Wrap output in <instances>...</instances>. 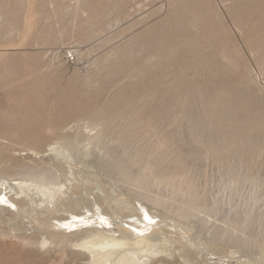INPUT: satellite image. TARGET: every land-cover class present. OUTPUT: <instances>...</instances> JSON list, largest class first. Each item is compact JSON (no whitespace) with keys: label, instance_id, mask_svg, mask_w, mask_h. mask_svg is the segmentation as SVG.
<instances>
[{"label":"rangeland","instance_id":"1","mask_svg":"<svg viewBox=\"0 0 264 264\" xmlns=\"http://www.w3.org/2000/svg\"><path fill=\"white\" fill-rule=\"evenodd\" d=\"M239 1L241 4L239 3ZM255 1L257 2L255 5L258 4V6H255L254 4L252 5V2L255 3ZM94 2L98 4L96 5ZM248 2L251 6L249 4L247 5ZM243 3H245V5ZM188 4H190L191 6ZM260 4H262V6ZM211 5L213 6V8H215L213 9L212 7H209ZM182 6L184 8H182ZM198 6L201 8L199 9ZM203 6V10H201ZM233 6L236 8V10ZM262 7H264V0H0V117H2L0 118V124L2 123L0 125V129L2 130L0 131V154L5 158L6 161L12 160L13 162L26 163L27 159V163H33L35 159L32 157V155H30V151L28 153V149L34 147V149L43 150L45 148V143L48 142V140L51 141L53 139H57L58 135L60 136V134L62 135V133H73L76 127H79V129L82 128L81 131H85L87 129V125L94 124L95 130L99 132L101 131L100 133L103 134V140L102 143H100L101 146L99 145L100 147H97L100 150L95 148V152L98 155V162L101 164V166H99V163L95 162L96 165L91 173L90 169L85 166L86 160L88 161V159L82 158V161H80L79 165V160L75 159V157L77 158V156L73 157V161L75 160V162H77H74L75 165H69L70 168H73L69 169L70 171L72 170L70 175L76 174V176H78L77 178H81L79 180L77 179V181L76 179L73 180V184L75 182L82 183L83 181L84 182L82 184H85L86 179L89 178V173H91V175L93 176L96 172L98 173V170L100 169V174L98 175H101L100 177L102 178L103 183L107 181L108 183L106 182V184L110 185L111 183H109L110 181H108V178L102 177L107 176V173L104 171L107 170L109 163L114 160L121 159L124 167L130 172L134 174L142 173L144 182L148 186H150L152 192H154V194H156L157 196L167 195L176 197L175 199L178 198L177 200L183 199V192H178L174 187L166 185L165 183H157V181L160 180L159 178H163L166 180H181L185 188L190 189L193 193H195L199 197H202L208 205L207 213L202 217L203 225H201L203 226V228L201 225H199L201 221H194V219H192L194 223L191 224V222H182V220L180 221L181 224L180 222L178 224L180 231H177L175 230L176 225H174V223L176 222L173 221V219L171 220V218H163L162 213H159L160 211H156L157 209L153 210L155 209L154 207L150 208L152 214L150 211L148 214L149 207H146L147 205L145 203H141L142 201L139 202L138 198L130 195V193L129 196L128 193L125 195V202L124 200H122L117 204H113L110 198H106V196L102 197L104 195H102V193L99 194V190H93V193H91L87 187L88 191L86 189L84 190H86L89 194H92V196H97V199L96 197L94 198L96 201H98L99 208L101 207L99 210H104L108 214H104L105 212L103 211L104 213L102 212L101 215L109 216L110 213L120 214L121 212H123L121 215L122 217L120 218H122V221L125 220V223L122 222L124 224L128 223V218L133 224H139L142 222H146L147 220H154L156 218L155 221L157 223L155 225L158 224L160 228H164L162 230L163 235L157 234V237H159L160 239L167 236L166 238L169 239L174 236L170 239H174V241L172 240L168 243L169 245H165L166 250L168 251H164L162 253L161 257H163L164 259H168L166 255L172 254L177 255L175 258L179 260V255L186 254L187 252H191L193 254L195 252L194 255H202L200 257H202L203 260L205 259V262L208 261V264H228L229 258L238 262H241V260L243 261L247 258L246 260L248 261H255L257 263L261 262L260 264H264L262 262L264 261V259H262L263 257L259 254V249L264 250V129L258 132L256 131V133L248 131L247 133H245L246 130L244 128L249 127V125L247 123V125L244 123V125H239L240 130H238L239 132L237 136L231 135V139L234 141L238 140L240 137L245 142H252L256 149L251 153L250 151L247 152L248 150L246 148L244 149V147H238V144L230 147V150L229 148L223 147L221 139L222 133H224V127H214V130H206L202 128L203 131L200 130V127L198 132L199 134L197 136L199 138L197 140L199 141L194 139L191 134V126H193L197 122L203 125L207 122H212L216 119L218 120L220 119V117H223L225 119V116H227L226 121L229 117V119L235 117L236 114L230 113V110L223 109L224 107L221 108L220 106L223 105V102L226 100V98H232L233 103H235V99L239 98V96L241 97V94H243L244 92H246L247 94L244 93L243 96L249 95L250 92V95L254 93L252 96L256 94L254 98H250L251 96H247L250 101L248 98H243V96L240 98L246 99L250 102L247 103L249 109L253 110L255 114L257 113L256 115H258V113L260 114L262 111L263 113H261V115L264 114V64H262L264 60L259 59L260 54H262L261 57L264 55V53L262 52V50L264 49V42L260 41L261 38L262 40H264V31L262 32V30H264V9ZM232 8L234 9V11ZM100 9H102L101 13ZM176 10L178 11V13L176 12ZM240 11H243V13H240ZM257 11L259 13L261 12V14H258ZM195 12L197 14H195ZM204 13L206 15H203ZM90 14L92 15V17ZM255 14L256 16L253 17V15ZM202 16H205V19ZM188 17L190 19H188ZM257 19L258 21L256 22ZM28 22L29 24L31 23L29 26L27 25ZM246 22H248L249 24L252 23L251 26H247L248 24ZM259 22H262V26H260L261 24ZM206 23L210 26L213 25V27H211L212 29L210 30L211 32L215 31V33L206 32L210 27ZM202 24L204 25V27L202 26ZM205 24L208 26V28ZM223 24L226 28H228L226 30V32L228 31L227 33L224 32L225 29H222ZM236 24L239 28L235 26ZM257 25L260 27H258ZM234 26L237 27V29ZM219 28L224 33L219 32V35L217 33ZM252 28L255 29L252 30ZM197 31L200 32V34L202 33V37ZM260 32L262 33L258 34ZM206 33L211 37L208 38ZM228 33L231 38L228 36ZM246 33H248V35H251L248 37ZM222 34L227 37L222 36ZM257 34L258 36L257 38H255ZM217 35L219 37H216ZM184 36L186 38H183ZM204 36L206 37L204 38ZM259 36L261 38H258ZM200 37L204 40H202ZM228 37L230 38L229 41ZM210 38H212V40ZM221 38L222 41L225 42V45L221 41L220 42L222 44H218ZM205 39H207V41ZM255 39L257 40L253 41ZM214 40L217 44L211 47L212 43H215ZM230 40L232 41L230 42ZM257 41L258 43H256ZM253 42L254 44H252ZM194 43H201V45H203L199 46L198 44V46H196V44L194 45ZM255 45H257V47H254ZM260 45H263V49H261V47L259 51ZM246 46H248V48ZM199 48L201 51L199 50ZM208 48H211V50L209 49L210 51H212H209L210 54L208 52ZM163 49H165L166 51H171H169L168 55H166L168 51L166 52ZM67 50L75 51L76 61L74 62V64L66 63L64 52ZM198 50L199 52H197ZM191 51L193 52V55L189 56V54H192ZM173 52L178 53L175 54ZM200 52L202 53L200 54ZM203 53H206L207 55L204 54L203 56ZM237 54H240V56H242L240 58V61H238V57L240 56H237ZM256 54H258L259 57ZM169 55L171 58L168 57ZM165 56H167L168 59ZM213 56H216V58ZM212 57L215 62L212 61ZM123 58H126V60H123ZM179 58L182 59H180L179 61ZM199 59L200 61H198ZM231 59H233L234 61H232ZM256 59H258L259 62ZM182 60H184V62L189 61L190 63H184ZM229 60H231V62H229ZM196 61H198V69L197 66L193 64ZM261 61L263 62L261 63ZM208 62L212 63L210 64ZM238 62L243 66H239ZM233 63L238 66H233ZM258 63H260L261 65ZM200 64H205V66L207 67H203L205 72L203 71V68L201 69L202 66ZM189 65H191V68L194 66L196 70L193 69L194 67L191 70ZM216 67H218L217 72ZM236 67L238 68L236 69ZM208 69L210 71H208ZM219 69H222V71H220ZM238 69L243 74H240ZM182 70L186 71L183 73ZM140 71L142 73H139ZM143 71H145L147 74L145 73V75ZM219 72L222 73L220 74ZM217 73L221 75L220 78L223 80H220L218 76V79L216 78ZM206 74H210V77ZM213 74L214 76H211ZM211 77H215V80H211L214 79ZM225 77L226 79H228V83L225 82L226 84L222 82L226 80H224ZM239 77H243V79H240ZM209 78L210 81H208ZM48 79L50 80L48 81ZM179 80L182 81L179 82ZM232 80H234V84ZM215 81H218V83ZM229 82H232L230 84L233 85L231 86ZM237 82L238 84L235 85V83ZM181 83H183L184 85L182 86ZM215 84H217L218 87L214 86ZM223 84L226 85L227 89L223 88L225 87ZM219 85L222 86L221 88H223V91H217L218 95L221 96H218L217 100H215L214 97L216 96H212V94H217L216 90L220 88ZM234 85L241 87L244 92H241V90L239 91L238 89L240 88H236L234 87ZM142 86L144 90L142 89ZM228 87H230L231 90ZM132 89L134 90V92ZM129 91H132V93H130ZM231 91H234L235 93ZM208 92L210 93V95ZM223 92L224 95L222 94ZM230 92L232 94L234 93L235 95H233L232 97ZM117 93H121L122 95H119L121 97L117 96ZM170 94L174 95L172 96L173 98L169 97L171 96ZM200 96H202L203 98ZM205 96L206 98L204 99ZM131 97H133V99ZM219 98L220 100L218 101ZM31 99L33 100L30 101ZM201 99L203 101H201ZM209 99L212 100V102L209 103L210 106L208 104ZM254 101H257L254 103L255 105H253V103L251 104V102ZM241 102L243 103V101ZM240 103L236 102L235 106L241 105ZM256 103L258 104V106L256 105ZM95 106L96 108H98L96 109ZM103 109L107 113L104 112ZM95 112L102 114V118L98 123L97 121H92V114H94ZM34 115L38 116L39 118ZM197 115H199L200 117H198ZM205 117H207V119ZM243 117L244 119H246L245 117H249V115H247L245 111L240 112L237 118L238 120H236L239 121L241 119L243 121ZM21 127L22 130L19 129ZM29 129L32 132H30ZM12 130L13 133H11ZM2 132L4 135L1 134ZM39 132H41L42 134H40ZM228 137H230V135ZM216 141L218 142L216 143ZM27 145L29 146V148ZM102 146L104 150H101ZM81 147L83 148L84 146ZM215 147H223L224 151L215 152L212 150ZM234 148L235 151L233 150ZM237 150H239V152L242 150V153L236 155L235 152ZM105 151L107 152V155L105 154ZM101 152L103 153V156ZM8 155H11L12 157L10 156V158L8 157ZM49 157H51V154H45V157L43 159L46 161L49 159ZM53 157L54 156L52 154V158ZM7 158H9V160ZM17 159H20V161ZM73 161L71 163H73ZM97 165L98 167H96ZM76 166L78 167V169L76 168ZM16 171L17 170L13 171V173L9 171L8 173H10V175H14ZM68 173L70 172L68 171ZM0 179H2V177ZM89 179L92 180V178ZM64 180V177L61 176L58 181L59 183L61 182L62 184H65L66 181ZM8 181L12 180L7 178H5L4 180L3 177L2 181L0 182H5L8 186H11L12 192L10 193L11 195H13L16 193L14 191V186H16L14 184L15 181L10 183ZM12 184H14V186ZM76 185L78 184L76 183L75 185H73V190L70 187L69 191H63V193L66 192V194L64 193V195H70L71 200H69V195L68 197H62V200H64L62 202H64L65 205H68L65 206L63 203H61V207H59V209H56V212L58 214L49 213L48 211L43 209L38 210L39 208H37V210L33 209L36 210V212L31 210L32 207L30 206L36 205V200L32 196V205L30 204L29 206H27L29 208L24 209L25 211L27 210L26 213H30L29 215L31 217H26L28 216V214H25L23 209L21 210L22 212L20 211V214L18 215L12 214L7 211H4L5 213H0V264L86 263V260L82 257L72 255L70 254V252H68L69 249H72L73 247H69L67 251L62 250L63 252H59L61 250H55L51 247H47L49 248V250L47 248H44L47 249L46 251L43 248H40L41 250L38 251L39 247L33 248L32 245H28L30 246L28 247L27 244L23 241L25 237L30 238L33 236L34 239H37L39 238L38 236L42 237L45 235H47L46 237L52 240H57L58 236L60 237L63 235L67 238H62L67 239V241L69 240L70 242L78 238V236H75L77 237L75 238L73 236V233H65L63 227H58L59 231L56 227V224H58V226H61L59 225L61 223L60 220H62L61 224H64V218L72 216L73 214H75V216L76 214L77 216L81 214V216L84 215L85 218H87L86 216H88V214H91L90 211H88L90 210L89 207H91V204L86 198L90 195L87 193L84 194L85 191L81 187L80 189H78L79 186ZM91 186L93 185L91 184ZM91 186L89 187V189H92ZM80 192L81 195L79 196ZM96 192L98 193L96 194ZM74 193H77V196L79 198L75 196ZM2 194L5 195L3 192L0 194V196H3ZM100 195L102 196L100 197ZM81 197L85 198L82 199ZM128 198L133 199V201H135L136 203L132 202V200H129ZM76 199L78 200L76 201ZM126 200L129 204L126 203ZM67 201H70V203L73 204H69ZM81 202H85V208L83 207L84 203ZM86 203L89 205H87ZM69 205H72L70 206L72 209L68 207ZM115 205H119L120 207H117L123 210L118 208V210H116ZM109 206L111 208H109ZM143 206L148 208V210H146V208H144ZM132 207H134V209ZM140 207L141 210L142 207L144 208L143 210L144 212H146L145 214L140 210ZM61 208L64 209V212ZM82 210L86 213H84ZM59 212H63V214H65H60L61 219L60 217L59 219L57 218L59 216ZM70 212H72V214ZM154 212H158L157 214H159V217L163 218H160V220H158L159 222H163L164 219H166L170 223L174 222L173 225L172 223L169 224L171 227L168 231L165 228H168L169 225H167L166 227L164 225H161L162 223L160 222V224L157 221L158 215ZM44 213L47 215H44ZM34 214L38 215L34 216ZM40 214L44 215L45 218L43 216H39ZM154 214L156 216H154L155 218L152 216ZM129 215H133V217H130ZM22 216L26 220L29 219L30 221L28 220L27 222L24 218H22ZM33 216L38 217L39 219L36 218L38 220H35ZM142 216H148V218L151 216L153 218L150 217L149 219H146ZM40 218L44 219V221ZM141 218L142 220L141 222H139ZM226 218H250L251 221L248 224L246 236H250V241L253 244H256L255 247H242V245H240V243L238 242H232L230 244L231 241L228 242V238L225 239V236L219 237L217 233H214V237V234H212V232H214V229H218L219 226H223L222 222ZM54 222L56 223L55 226ZM131 222L130 224H128L131 225ZM21 223H23L24 225ZM47 223H52L53 226L52 224L48 225ZM32 224L36 228L30 226ZM21 225L23 226L21 227ZM92 225L93 224L91 223L90 226L82 230L88 232L94 230L97 231L98 227H92ZM191 225H194L196 227L193 233L196 235L195 238L191 240L192 242L189 241L188 244L187 242L183 241L181 237L179 238V236L180 234L183 235V233L184 235L190 236V232L186 230L187 228H193V226ZM38 226L40 228L42 226L44 230L43 228L40 229ZM48 226L50 229L48 228ZM172 226H174V228ZM23 227H25L26 230L23 229ZM172 228L173 230H171ZM33 229L35 231H32ZM17 230L22 232L17 233ZM174 230L178 233H175ZM23 231L29 234L27 236H24L26 234ZM61 231H64V233ZM99 231H102V229ZM205 232L208 236L203 235L206 234ZM43 233L46 234L44 235ZM18 234L21 235L20 238L18 237ZM15 236H17L19 239ZM71 236L74 238H72ZM216 236L218 238L214 239L216 238ZM252 239L254 241H252ZM259 244L261 245V247ZM236 245L240 246L237 247ZM188 247L192 251H189ZM194 247L196 248V250ZM50 248L52 250H50ZM197 252L199 253L197 254ZM181 258L185 259V257L183 258L182 256ZM219 258H221V260L222 258H227V260L225 259V261H221L219 260ZM195 259L198 261L201 260L198 257H195ZM163 264L175 263L172 259L170 261L166 260V262ZM180 264L189 263L181 261Z\"/></svg>","mask_w":264,"mask_h":264},{"label":"bare ground","instance_id":"2","mask_svg":"<svg viewBox=\"0 0 264 264\" xmlns=\"http://www.w3.org/2000/svg\"><path fill=\"white\" fill-rule=\"evenodd\" d=\"M120 1V0H119ZM122 1V0H121ZM186 1V0H185ZM203 1V0H202ZM207 1H210V0H207ZM243 1V0H242ZM252 1H254V0H252ZM190 2V1H189ZM196 2V1H195ZM250 2V1H249ZM249 2L247 3V5L249 4ZM95 3V2H94ZM120 3V2H119ZM181 3V2H180ZM193 3V2H192ZM199 3H200V1H199ZM217 3V2H216ZM239 3H240V1H239ZM257 2L255 1V3H253L252 2V5L254 4H256ZM258 3H259V1H258ZM96 4V3H95ZM94 4V5H95ZM98 4V3H97ZM96 4V5H97ZM100 4V3H99ZM183 4V3H182ZM191 4V3H190ZM190 4H188V5H190ZM194 4H196V3H194ZM198 4V3H197ZM209 4V3H208ZM207 4V5H208ZM211 4H212V2H211ZM241 4V3H240ZM244 5H245V3H243ZM242 4V5H243ZM192 5V4H191ZM190 5V6H191ZM200 5V4H199ZM210 5V4H209ZM243 5V6H244ZM250 5V4H249ZM261 6H262V4H260ZM116 6V5H115ZM185 6H187V5H185ZM193 6V5H192ZM206 6V5H205ZM236 6V5H235ZM240 6V5H239ZM251 6V5H250ZM255 6H258V4L257 5H255ZM189 7V6H188ZM209 7H212L213 8V6L211 5V6H209ZM234 7V6H233ZM253 7V6H252ZM260 7V6H259ZM102 8V7H101ZM182 8H184L183 6H182ZM198 8L200 9L201 7H199L198 6ZM203 8H204V6L202 7V9L201 10H203ZM205 8H207V7H205ZM215 8V7H214ZM213 8V9H214ZM230 8V7H229ZM237 8H238V6H237ZM249 8V7H248ZM261 8V7H260ZM263 9H264V7H262ZM98 9H99V7H98ZM193 9V8H192ZM196 9V8H195ZM233 9V8H232ZM234 9L236 10V8L234 7ZM234 9H233V11H234ZM243 9V8H242ZM252 9V8H251ZM101 10L102 9H100V13H101ZM188 10V9H187ZM231 10V9H230ZM259 10V9H258ZM182 11V10H181ZM183 11H184V9H183ZM186 11V10H185ZM194 11V10H193ZM197 11V10H196ZM206 11V10H205ZM207 11H208V9H207ZM206 11V12H207ZM222 11V10H221ZM245 11V10H244ZM90 12V11H89ZM176 12L178 13V11L176 10ZM238 12H239V10H238ZM263 12H264V10H263ZM97 13V12H96ZM99 13V14H100ZM173 13V12H172ZM183 13V12H182ZM203 13V12H202ZM217 13V12H216ZM230 13V12H229ZM240 13H243V11L241 12L240 11ZM239 13V14H240ZM257 13L258 14H261V12L259 13L258 11H257ZM190 14H192V13H190ZM195 14H197L196 12H195ZM198 14H199V12H198ZM257 14V15H258ZM91 15V14H90ZM185 15V14H184ZM188 15H189V13H188ZM203 15H206L205 13L203 14ZM97 16V15H96ZM181 16V15H180ZM234 16V15H233ZM256 16V14L255 15H253V17H255ZM91 17H92V15H91ZM200 17V16H199ZM203 18L205 17V16H202ZM172 18V17H171ZM170 18V19H171ZM184 18H185V16H184ZM197 18H198V16H197ZM244 18H245V16H244ZM91 19V18H90ZM93 19V18H92ZM167 19V18H166ZM176 19H178V18H176ZM188 19H190L189 17H188ZM192 19V18H191ZM205 19V18H204ZM247 19V18H246ZM183 20V19H182ZM200 20V19H199ZM199 20H197V21H199ZM203 20V19H202ZM207 20V19H206ZM210 20V19H209ZM253 20H255V19H253ZM253 20H252V23H253ZM167 21V20H166ZM208 21V20H207ZM245 21V20H244ZM248 21V20H247ZM258 21V19L256 20V22ZM33 22V21H32ZM163 22H164V20H163ZM196 22V21H195ZM264 22V21H263ZM169 23H170V21H169ZM187 23V22H186ZM185 23V24H186ZM205 23V22H204ZM240 23H242V22H240ZM248 25L247 26H251V24H249L248 22H246ZM260 24L262 23V22H259ZM31 24V23H30ZM29 24V22H28V26L30 25ZM33 24V23H32ZM176 24V23H175ZM198 24V23H197ZM207 24V23H206ZM205 24V25H206ZM238 24V23H237ZM237 24L235 25V26H237ZM264 24V23H263ZM199 25V24H198ZM208 26H210L209 24H207ZM206 25V27L208 28V26ZM239 25H241V24H239ZM202 26L204 27V25L202 24ZM223 27H225V25L223 24L222 25ZM234 26V27H235ZM246 26V25H245ZM258 26V25H257ZM260 26H262V24L260 25ZM260 26H258V27H260ZM211 27H213V25H211L210 27H209V30L208 31H206V32H211V30L210 29H212ZM222 27V29L224 30L225 29V31L224 32H226V30L228 29V28H223ZM238 27V26H237ZM237 27H235L236 29H237ZM256 27V26H255ZM174 28V27H173ZM177 28V27H176ZM183 28V27H182ZM190 28V27H189ZM199 28V27H198ZM201 28V27H200ZM221 28V27H220ZM220 28H219V30H218V34H219V32H223V31H221L220 30ZM233 28V27H232ZM239 28V27H238ZM241 28V27H240ZM243 29V28H242ZM253 29H255V28H252V30ZM257 29V28H256ZM263 29V28H262ZM160 30V29H159ZM198 30V29H197ZM214 30H216V29H214ZM150 31V30H149ZM213 31V30H212ZM260 31H261V29H260ZM264 30H262V32H263ZM181 32H182V30H181ZM180 32V33H181ZM198 32V31H197ZM204 32V31H203ZM214 33H215V31H213ZM213 32H211V33H213ZM223 32V33H224ZM228 32V31H227ZM226 32V33H227ZM249 32V31H248ZM252 32V31H251ZM250 32V33H251ZM257 32V31H256ZM262 32H260V33H258V34H261ZM161 33V32H160ZM179 33V34H180ZM185 33V32H184ZM199 34H200V32H198ZM205 33V32H204ZM225 33V34H226ZM264 33V32H263ZM192 34V33H191ZM202 34V33H201ZM200 34V35H201ZM209 34V33H208ZM252 34V33H251ZM250 34V35H251ZM258 34L256 35V37L255 38H257V36H258ZM173 35V34H172ZM206 35H207V33H206ZM211 35V34H210ZM215 35V34H214ZM220 35V34H219ZM227 35V34H226ZM246 35L249 37L250 35H248V33H246ZM190 36V35H189ZM194 36V35H193ZM222 36H224V34H222ZM228 36L230 37V35H229V33H228ZM162 37V36H161ZM192 37V36H191ZM201 37H202V35H201ZM200 37V38H201ZM206 36H204V38H205ZM207 37L209 38V37H211V36H208L207 35ZM216 37H219L218 35L216 36ZM215 37V38H216ZM221 37V36H220ZM224 37H227V36H224ZM228 37V41H229V39L231 38H229ZM264 37V36H263ZM39 38V37H38ZM179 38V37H178ZM183 38H186L185 36L183 37ZM188 38V37H187ZM199 38V39H200ZM254 38V37H253ZM258 38H261L260 36L258 37ZM180 39V38H179ZM191 39V38H190ZM194 39V38H193ZM202 40H204L203 38H201ZM211 40H212V38H210ZM217 39H219V38H217ZM225 39H227V38H225ZM243 39V38H242ZM182 40V39H181ZM201 40V41H202ZM206 41H207V39H205ZM210 40V41H211ZM224 40V39H223ZM257 39H255V40H253V41H256ZM165 41V40H164ZM200 41V40H199ZM223 42L222 41V38H221V40H219V42H218V44L220 43V44H222L221 42ZM225 41V40H224ZM232 40H230V42H231ZM248 41H249V39H248ZM247 41V42H248ZM259 41V40H258ZM258 41L256 42V43H258ZM260 41H262V42H264V40H262V38H261V40ZM172 42V41H171ZM197 42H198V40H197ZM203 42V41H202ZM201 42V43H202ZM213 42V41H212ZM214 42H215V40H214ZM201 43L199 44V43H194V45L196 44V46H198V44H199V46L201 45ZM225 42H223V44H224ZM229 43V42H228ZM178 44V43H177ZM183 44H185V43H183ZM215 44H217L216 42L213 44L212 43V45H211V47H213V45L215 46ZM230 44V43H229ZM232 44H233V42H232ZM249 44H250V42H249ZM252 44H254V42L252 43ZM260 44V43H259ZM258 44V45H259ZM158 45V44H157ZM176 45V44H175ZM192 45V44H191ZM203 45V44H202ZM201 45V46H202ZM225 45V44H224ZM248 45V44H247ZM219 46V45H218ZM190 47V46H189ZM208 47V46H207ZM209 47H210V45H209ZM247 48H248V46H246ZM251 47V46H250ZM254 47H257V45H255ZM262 47V48H261ZM201 48V47H200ZM200 48H199V50H200ZM205 48V47H204ZM232 48V47H231ZM252 48V47H251ZM260 48L261 49H263V45L261 46L260 45V47H259V51H260ZM173 49V48H172ZM185 49V48H184ZM197 49V48H196ZM211 50V48H208V52ZM254 49V48H253ZM163 50H165V49H163ZM174 50V49H173ZM172 50V51H173ZM186 50V49H185ZM190 50H191V48H190ZM190 50H189V52H190ZM199 50L197 51V52H199ZM204 50V49H203ZM202 50V51H203ZM217 50V49H216ZM219 50V49H218ZM251 50V49H250ZM257 50V49H256ZM166 51V50H165ZM168 51V52H167ZM166 52V55H168V53H169V51H171V50H167ZM196 51V50H195ZM201 51V50H200ZM205 51H207V50H205ZM184 52V51H183ZM185 52H187V51H185ZM207 52V53H208ZM210 52H212V51H210ZM210 52H209V54H210ZM262 52L264 53V49L262 50ZM261 52V53H262ZM173 53H175V52H173ZM178 53V52H177ZM177 53H175V54H177ZM191 53L192 54H189V56H191V55H193V52L191 51ZM202 52H200V54H201ZM213 53H214V50H213ZM257 53V52H256ZM204 54L205 55H207L206 53H203V56H204ZM260 54V53H259ZM185 55V54H184ZM257 56H258V54H256ZM261 55L262 54H260V57H259V59H262V60H264L263 58H264V55L261 57ZM179 56V55H178ZM187 56V55H186ZM216 56H217V54H216ZM216 56H213V57H215L216 58ZM236 56V55H235ZM237 56H240V54L238 55L237 54ZM236 56V57H237ZM165 57H167V56H165ZM168 57H170V55L168 56ZM168 57H167V59H168ZM176 57V56H175ZM213 57H212V61L213 62H215V60H213ZM242 56H240V57H238L239 58V60L238 61H240V58H241ZM171 58V57H170ZM169 58V59H170ZM177 58V57H176ZM197 58H199V57H197ZM231 58V57H230ZM120 59V58H119ZM122 59V58H121ZM172 59H173V57H172ZM180 59H182V58H179V61H180ZM191 59V58H190ZM233 59H235V58H233ZM233 59H231L232 61H234ZM123 60H126V58L124 59L123 58ZM122 60V61H123ZM192 60V59H191ZM231 60H229V62H231ZM236 60H237V58H236ZM235 60V61H236ZM256 60H258V59H256ZM34 61V60H33ZM172 61V60H171ZM177 61V60H176ZM183 62H184V60H182ZM195 61V60H194ZM198 61H200V59L198 60ZM198 61H196L195 63H193L194 65H198L197 64V62ZM207 61H209V60H207ZM211 61V60H210ZM217 61V60H216ZM30 62V61H29ZM35 62V61H34ZM118 62V61H117ZM116 62V63H117ZM173 62V61H172ZM174 62H175V60H174ZM182 62V63H183ZM190 63L189 61H186V62H184V63ZM258 62H259V60H258ZM263 61H261V63H262ZM33 63V62H32ZM199 63H201V62H199ZM204 63H207V62H204ZM208 63H210V62H208ZM212 63V62H211ZM210 63V64H211ZM178 64H180V63H178ZM201 64H203V63H201ZM200 64V65H201ZM237 64V63H236ZM238 64H239V62H238ZM258 64H260V63H258ZM262 64H264V62L262 63ZM120 65V64H119ZM192 65V64H191ZM191 65H189L190 66V68H191ZM206 65H208V64H206ZM242 64H239V66H241ZM261 65V64H260ZM122 66H123V64H122ZM171 66V65H170ZM177 66V65H176ZM188 66V67H189ZM202 67H201V69L205 66V64L204 65H201ZM222 66H223V64H222ZM233 66H238V65H235L234 63H233ZM243 66V65H242ZM178 67V66H177ZM180 67V66H179ZM183 67V66H182ZM185 67V66H184ZM194 67V66H193ZM192 67V68H193ZM206 67V66H205ZM176 68V67H175ZM192 68H191V70H192ZM207 68V67H206ZM205 68V69H206ZM217 68V70H216V72L218 71V67H216ZM215 68V69H216ZM219 68H220V66H219ZM226 68V67H225ZM238 67H236V69H237ZM239 68H241V67H239ZM183 69V68H182ZM187 69V68H186ZM194 70H196V68L194 67L193 68ZM197 69H198V66H197ZM212 69H213V67H212ZM232 69V68H231ZM181 70V69H180ZM207 70V69H206ZM220 71H222V69H219ZM224 70H226V69H224ZM223 70V71H224ZM230 70V69H229ZM239 70V69H238ZM237 70V71H238ZM186 71V70H185ZM185 71H183L182 70V72L184 73ZM200 71V70H199ZM199 71H198V73H199ZM203 71H204V68H203ZM208 71H210L209 69H208ZM233 71H234V69H233ZM236 71V72H237ZM247 71V70H246ZM109 72H110V70H109ZM120 72H122V71H120ZM144 72V74L146 73L145 71H143ZM197 72V71H196ZM202 72V71H201ZM205 72V71H204ZM203 72V73H204ZM229 72H231V71H229ZM239 72H240V74L242 73L240 70H239ZM9 73V72H8ZM139 73H142L141 71L139 72ZM193 73V72H192ZM207 73V72H206ZM220 73V72H219ZM219 73H217V75H216V78H217V76L219 77V79L220 80H223V79H221L220 77H221V73L219 74ZM224 73H226V72H224ZM247 73V72H246ZM147 74V73H146ZM145 74V75H146ZM195 74H197V73H195ZM195 74H194V76H195ZM212 74V73H211ZM220 76H219V75ZM233 74V73H232ZM243 74V73H242ZM248 74V73H247ZM182 75V74H181ZM206 75H209V77H210V74H206ZM224 75V74H223ZM222 75V76H223ZM149 76V75H148ZM211 76H214V74L213 75H211ZM234 76H235V74H234ZM241 76V75H240ZM246 76V75H245ZM247 76H249V75H247ZM1 77H3V76H1ZM143 77V76H142ZM178 77V76H177ZM5 78V77H4ZM179 78V77H178ZM211 78H214V79H211V80H215V77H211ZM233 78V77H232ZM236 78V77H235ZM234 78V79H235ZM240 78V77H239ZM242 79H243V77H241ZM240 78V79H241ZM201 79V78H200ZM218 79V78H217ZM226 79V77L224 78V80ZM238 79V78H237ZM50 79H48V81H49ZM190 80V79H189ZM219 80V81H220ZM227 80L228 79H226L225 81H222V82H224V84H226L225 82H227ZM182 81V80H181ZM180 80H179V82H181ZM186 81H187V79H186ZM185 81V82H186ZM208 81H210V78H209V80ZM229 81H230V76H229ZM234 80H232V82H233ZM242 81V80H241ZM246 81H247V79H246ZM213 82V81H212ZM215 82H217L218 83V81H215ZM221 82V81H220ZM232 82H229V84L230 83H232ZM236 82V81H235ZM152 83V82H151ZM178 83V82H177ZM201 83H202V81H201ZM209 83V82H208ZM228 83V82H227ZM242 83V82H241ZM149 84V83H148ZM182 84V86L184 85L183 83H181ZM186 84V83H185ZM192 84V83H191ZM222 84V83H221ZM223 84V85H224ZM233 84H234V82H233ZM232 84V85H233ZM238 84V82L237 83H235V85H237ZM211 85V84H210ZM213 85V84H212ZM231 85V84H230ZM231 85V86H232ZM234 85V87H236V88H238L239 86H235ZM156 86V85H155ZM180 86V85H179ZM214 86H217L218 87V85L217 84H215ZM225 87H226V85H224ZM230 86V87H231ZM177 87V86H176ZM196 87V86H195ZM212 87V86H211ZM219 87L221 88L222 86H220L219 85ZM225 87H223L224 89H227V87L225 88ZM230 87H228L229 89H230ZM141 88V87H140ZM157 88H159V87H157ZM218 88V90H216V92L217 91H220V90H222L223 88ZM232 88V87H231ZM240 89H238L239 91L241 90V92L243 91L242 89H241V87H239ZM142 89H143V86H142ZM194 89V88H193ZM213 89V88H212ZM215 89H216V87H215ZM228 89V90H229ZM235 89V88H234ZM234 89H232V90H234ZM245 89H247V88H245ZM15 90V89H14ZM133 90V89H132ZM144 90V89H143ZM199 90V89H198ZM211 90V89H210ZM231 90V89H230ZM140 91V90H139ZM156 91V90H155ZM154 91V92H155ZM197 91V90H196ZM223 91V90H222ZM225 91V90H224ZM245 91H247V90H245ZM19 92V91H18ZM72 92V91H71ZM130 93H132V91H129ZM133 92H134V90H133ZM151 92V91H150ZM209 92H211V91H209ZM208 92V93H209ZM215 92V93H216ZM231 92H234V91H231ZM230 92V94L232 95V97H233V95H235L234 93L232 94ZM244 92V91H243ZM7 93V92H6ZM36 93V92H35ZM166 93V92H165ZM207 93V92H206ZM213 93V92H212ZM211 93V94H212ZM228 93H229V91H228ZM245 94H247L246 92H244ZM243 93V94H244ZM248 93H249V91H248ZM251 93V92H250ZM250 93H249V95H244L243 96V94H241L242 96H243V98H248V97H250V98H254V96L256 95H254V96H252V95H250ZM63 94V93H62ZM154 94V93H153ZM152 94V95H153ZM221 94V93H220ZM223 95H224V92L222 93ZM236 94H238V93H236ZM32 95V94H31ZM37 95V94H36ZM119 95H122L121 93L119 94V93H117V96H119ZM142 95V94H141ZM151 95V94H150ZM167 95H169V94H167ZM171 96H169L170 98H173L172 96H174V95H172V94H170ZM186 95V94H185ZM202 95V94H201ZM209 95H210V93H209ZM239 95H240V92H239ZM27 96V95H26ZM33 96H35V95H33ZM116 96V95H115ZM116 96V97H117ZM212 96H216V97H214L215 98V100H217V97L219 96L218 95V92H217V94L216 95H213L212 94ZM221 96V95H220ZM219 96V97H220ZM227 96V95H226ZM225 96V97H226ZM241 96V97H242ZM248 96V97H247ZM18 97V96H17ZM32 97V96H31ZM41 97V96H40ZM61 97V96H60ZM69 97V96H68ZM119 97H121V96H119ZM125 97V96H124ZM124 97H123V99H124ZM164 97V96H163ZM200 97H202V96H200ZM229 97V96H228ZM231 97V96H230ZM236 97V96H235ZM240 96H239V98H237V99H235L236 100V102L237 103H240L241 101H243V103L241 102L240 104L241 105H238L239 106V108H238V106H235L236 105V102L235 103H233V99L232 98H226V100L223 102V105L222 106H220L221 108L222 107H224L223 109H227V110H230L229 112L230 113H233V114H236L235 115V117H233V118H231V119H229V118H227L228 120H230V121H226V117L227 116H225V119L223 118V117H220V119H216V120H214V121H210V122H207V123H205V124H201V123H193L192 125L193 126H191V134H192V136L194 137V139H199L197 136H198V132H199V128L201 127V129L200 130H202L203 131V129L202 128H204V129H206V130H209V129H211V130H214L215 128L214 127H224V129H223V131H224V133H222V139H221V141H222V143H223V147H225V148H229V150H230V147H233V146H235V145H237L238 144V147H244V149L246 148L248 151L247 152H249L250 151V153L251 152H253V151H255V147H254V144L252 143V142H245V141H243L242 140V138H240L239 137V139L238 140H236V141H234V140H232L231 139V135H235V136H237V134H238V130H240V126L239 125H241V124H243L244 125V123L246 124H248L249 125V127H245L244 129L246 130V132L245 133H247V131L248 132H255L256 133V131L258 132V131H260V130H262V129H264V114L263 115H261V113H263V111L259 114L258 113V115H256L255 113H254V111L253 110H251V109H249V106L247 105V103L250 101V99H249V101L248 100H246V99H240L241 98ZM5 98V97H4ZM8 98V97H7ZM34 98V97H33ZM36 98V97H35ZM63 98V97H62ZM129 98V97H128ZM132 99H133V97H131ZM130 98V99H131ZM203 98V97H202ZM206 98V96L204 97V99ZM209 98V97H208ZM24 99H26V98H24ZM28 99V98H27ZM30 99V98H29ZM66 99H67V97H66ZM69 99H71V98H69ZM118 99H120V98H118ZM122 99V100H123ZM152 99H155V98H152ZM168 99V98H167ZM223 99V98H222ZM239 99H240V101H239ZM33 99H31L30 101H32ZM35 100V99H34ZM126 100V99H125ZM164 100V99H163ZM220 100V98L218 99V101ZM244 100H246V101H244ZM263 100V99H262ZM23 101V100H22ZM28 101V100H27ZM65 101V100H64ZM69 101V100H68ZM113 101V100H112ZM165 101V100H164ZM181 101H183V100H181ZM201 101H203L202 99H201ZM205 101V100H204ZM208 101V100H207ZM239 101V102H238ZM261 101V100H260ZM34 102V101H33ZM115 102H116V99H115ZM123 102V101H122ZM212 102V100H210L209 99V101H208V104L209 103H211ZM255 102H257V101H254V102H251V104L253 103V105H255L254 103ZM264 102V101H263ZM25 103H26V101H25ZM70 103V102H69ZM114 103V102H113ZM126 103V102H125ZM176 103V102H175ZM186 103V102H185ZM203 103V102H202ZM250 103V102H249ZM73 104V103H72ZM120 104V103H119ZM261 104V103H260ZM16 105H17V103H16ZM95 105V104H94ZM182 105V104H181ZM206 105V104H205ZM204 105V106H205ZM213 105V104H212ZM218 105V104H217ZM256 105L258 106V104L256 103ZM180 106V105H179ZM209 106H210V104H209ZM251 106V105H250ZM32 107V106H31ZM102 107V106H101ZM111 107V106H110ZM113 107V106H112ZM29 108V107H28ZM95 108H96V106H95ZM98 108V107H97ZM96 108V109H97ZM218 108V107H217ZM251 108V107H250ZM252 108H253V106H252ZM19 109H21V108H19ZM69 109V108H68ZM75 109V108H74ZM91 109V108H90ZM96 109H94V110H96ZM100 109V108H99ZM121 109H122V107H121ZM211 109V108H210ZM263 109H264V106H263ZM34 110V109H33ZM41 110H43V109H41ZM73 110V109H72ZM76 110V109H75ZM93 110V109H92ZM116 110V109H115ZM255 110H256V108H255ZM30 111V110H29ZM64 111H67V110H64ZM103 111H104V109H103ZM118 111V110H117ZM216 111V110H215ZM243 111H245L246 113H247V115H249V117H245L246 119H244V117H243V121L240 119L239 121H237L238 119V115L240 114V112H243ZM261 111V110H260ZM259 111V112H260ZM104 112H106V111H104ZM210 112V111H209ZM214 112V111H213ZM256 112V111H255ZM25 113H27V112H25ZM31 113V112H30ZM75 113H77V112H75ZM90 113V112H89ZM107 113V112H106ZM202 113V112H201ZM2 114H4V113H2ZM205 114V113H204ZM212 114V113H211ZM245 114V113H244ZM68 115V114H67ZM70 115V114H69ZM102 114H99L98 112H95L94 114H92V121L93 122H96L97 121V123L98 122H100V120H101V118H102V116H101ZM107 115V114H106ZM105 115V116H106ZM220 115V114H219ZM4 116V115H3ZM34 116H36V115H34ZM198 117H200L199 115H197ZM206 116V115H205ZM210 116H212V115H210ZM229 116V115H228ZM243 116V115H242ZM31 117V116H30ZM36 117H38V116H36ZM195 117V116H194ZM0 118H2V117H0ZM23 118V117H22ZM39 118V117H38ZM41 118V117H40ZM91 118V117H90ZM202 118V117H201ZM206 119H207V117H205ZM240 118V117H239ZM242 118V117H241ZM5 119V118H4ZM29 119V118H28ZM37 119V118H36ZM199 119V118H198ZM208 119H210V118H208ZM237 119V120H236ZM6 120V119H5ZM4 120V121H5ZM23 120V119H22ZM34 121V120H33ZM93 122H92V124H93ZM200 122V121H199ZM259 122V123H258ZM2 124V123H1ZM0 124V125H1ZM12 124V123H11ZM17 124V123H16ZM41 124V123H40ZM89 124V123H88ZM91 124V123H90ZM199 124H201V125H199ZM246 124V125H247ZM25 125V124H24ZM10 127V126H9ZM12 127V126H11ZM23 127H25V126H23ZM37 127V126H36ZM42 127V126H41ZM41 127H40V129H41ZM95 127H97V126H95ZM3 128V127H2ZM16 128V127H15ZM26 128H28V127H26ZM68 128V127H67ZM87 129V131L85 130V131H81V129H79V127H76L75 129H74V131H73V133H68V132H66L65 134H63L62 133V135L60 134V136L58 135V138L57 139H53V140H48V142H46L45 143V148L43 149V150H37V149H34V147L33 148H30V149H28V153H29V151H30V155H32V157L35 159L34 161H33V159H32V161H33V163L32 162H30V163H27V159H26V163H19V162H13L12 160H10V161H6L5 160V158L0 154V178L2 177V179H3V177H4V180H5V178H7V179H11L12 181H8L9 183L10 182H13V181H15L14 182V184L16 185V186H14V184H12L15 188H14V191L16 192L15 194H13V195H11V193L10 192H12L11 191V189H12V187L11 186H8L5 182H3V183H1L0 182V190H1V192H0V194L1 193H3L4 192V194L5 195H3V196H0V197H3V198H5L6 200H7V203H0V213H3L4 211L6 212H10V213H12V214H20V211L23 209H27V208H29V207H27V206H29L30 204H31V201H32V199L34 198L35 200H36V205L35 206H33L32 204V206H30V207H32V209L31 210H33V209H36L37 210V208H39L38 210H46V211H48L49 213H54V214H56L57 212H56V209H59V207H61V203H63L64 204V202H62V201H64V200H62L64 197H68V195L69 194H67V195H64V193L66 194V192H64L63 193V191H69V188L71 187V189L73 190V185H75L76 183L78 184V185H76V186H79V188L78 189H80V187L84 190V189H86L87 190V187H88V190H90V192L91 193H93L92 191L93 190H96V191H98L99 192V194H101L102 193V195H104V196H102V195H100V197L102 196V197H105L106 196V198H110L112 201V203L114 204V203H118V202H121L122 200H124V202H125V199H126V197H125V195L128 193V196H129V193H130V195H132V196H134V197H136V198H138V200H139V202L140 201H142L141 203H145L147 206L146 207H149V210H148V208H146V207H144V208H146V210H148V214H149V211L151 212V209L150 208H152V207H154L155 209H153V210H156V211H160L159 213H162V217L163 218H166V219H168V218H171V220L173 219V221H175L176 223H174V222H171L172 223V225H173V223H174V225H176L175 226V230H177V231H180V228L178 227V224H179V222L180 221H182V222H188V223H190L191 222V224L192 223H194V221L195 220H198L199 222L201 221V223L199 224V225H201L202 224V221H203V219H202V217L203 216H205L206 215V213H207V210H208V205H207V203H206V201L202 198V197H199L198 195H196L195 193H193L190 189H188V188H185L184 186H183V182L181 181V180H172V179H169V180H166V179H163V178H159L160 180H158L157 181V183L158 184H161V183H165L166 185H170V186H172V187H174L175 189H176V191H178V192H183L184 193V197H183V199H180V200H177V199H175L176 197H173V196H157L156 194H154V192H152V189L150 188V186H148L145 182H144V177H143V175H142V173H137V174H134V173H132V172H130L128 169H126L125 167H124V165H123V162H122V160L120 159V160H114V161H112L111 163H109V165H108V168H107V170H103L104 172H106L107 174V176H102V177H106V178H108V181H110L109 183H111L110 185L109 184H106V182H104L103 183V180H102V178L98 175V174H100L99 173V170H98V173L96 172L93 176L91 175V173H92V171L94 170V167H95V162H97V163H99L98 162V158H97V154H96V152H95V148H99L101 145H100V143H102V140H103V134H101L99 131H96L95 130V128H94V124L93 125H87V127H86ZM226 128V129H225ZM9 129H11V128H9ZM13 129V128H12ZM17 129V128H16ZM19 129H21L22 130V127L21 128H19ZM39 129V128H38ZM217 129V128H216ZM30 130V129H29ZM225 130H226V132H225ZM243 130V129H242ZM0 131H2L1 129H0ZM4 131V130H3ZM11 131V130H10ZM37 131V130H36ZM205 131V130H204ZM18 132V131H17ZM30 132H32L31 130H30ZM35 132V131H34ZM215 132V131H214ZM6 133H8V132H6ZM11 133H13V130H12V132ZM15 133V132H14ZM40 134H42L41 132H39ZM56 133V132H55ZM217 133V132H216ZM243 133V132H242ZM1 134H3V132L1 133ZM33 134V133H32ZM37 134V133H36ZM218 134V133H217ZM4 135V134H3ZM12 135V134H11ZM15 135V134H14ZM30 135V134H29ZM230 135V137H228ZM246 135V134H245ZM6 136V135H5ZM35 136V135H34ZM220 136H221V133H220ZM219 136V137H220ZM4 137V136H3ZM39 137V136H38ZM249 137V136H248ZM0 138H1V136H0ZM35 138V137H34ZM13 139V138H12ZM25 139V138H24ZM30 139V138H29ZM32 139V138H31ZM39 139V138H38ZM42 139V138H41ZM219 139V138H218ZM247 139V138H246ZM250 139V138H249ZM197 141H199V140H197ZM231 141V142H230ZM254 141V140H253ZM29 142V141H28ZM42 142H43V140H42ZM195 142V141H194ZM218 141H216V143H217ZM36 144V143H35ZM30 145H32V144H30ZM100 145V146H99ZM219 145V144H218ZM217 145V146H218ZM24 146V145H23ZM28 146V145H27ZM81 146H84L83 148L81 147ZM220 146H222V145H220ZM223 147H221V148H213L212 150L213 151H215V152H217V151H224L223 149ZM28 148H29V146H28ZM97 148V149H98ZM106 148V147H105ZM243 149V150H244ZM98 150H100V149H98ZM101 150H104V148H103V146L101 147ZM228 150V149H227ZM234 151H235V148L233 149ZM1 151V150H0ZM25 151V150H24ZM3 152V151H2ZM103 152V151H102ZM101 152V153H102ZM23 153V152H22ZM26 153V152H25ZM54 153H55V155H54ZM97 153H98V151H97ZM100 153V152H99ZM107 152L105 151V154H106ZM124 153V152H123ZM240 153H242V150L239 152V150H237L236 152H235V154L236 155H239ZM3 154V153H2ZM45 154H47V155H50L51 154V157H49V159L48 160H44L43 158L45 157ZM52 154H53V158H52ZM96 154V155H95ZM7 155V154H6ZM89 155V156H88ZM101 155V154H100ZM107 155V154H106ZM105 155V156H106ZM11 155H8V157H10ZM44 156V157H43ZM75 156H77V158L75 157ZM102 156H103V153H102ZM109 156V155H108ZM12 157V156H11ZM10 157V158H11ZM14 157V156H13ZM30 157V156H29ZM31 157V158H32ZM43 157V158H42ZM47 157V156H46ZM73 157H75V159H77V160H79V165H80V161H82V158H85V159H88V161L86 160V163H85V166L86 167H88L89 169H90V172L91 173H89V175H88V177L89 178H92V180H90L89 178L88 179H86V183L85 184H82V183H80V182H75L74 184H73V180H75L76 179V181H77V179L79 180V179H81V178H77L78 176H76V174L75 175H70L71 174V172H72V170L70 171L69 169H73V168H70V164L72 165V164H74V162H75V160L73 161ZM79 157V158H78ZM15 158V157H14ZM48 158V157H47ZM102 158V157H101ZM103 158H105V157H103ZM8 160H9V158H7ZM13 159V158H12ZM106 159H108V158H106ZM14 160V159H13ZM17 160H19L20 161V159H17ZM73 161V163H71L72 161ZM85 161V160H84ZM83 161V162H84ZM29 162V161H28ZM77 162V161H76ZM75 162V163H76ZM91 163V164H90ZM90 164V165H89ZM75 165V164H74ZM73 165V166H74ZM76 165H78V164H76ZM99 166H101V164L99 163ZM96 167H98V165L96 166ZM76 168L78 169V167L76 166ZM80 168V167H79ZM87 168V169H88ZM93 168V169H92ZM100 168V167H99ZM85 169V168H84ZM92 169V170H91ZM97 169V168H96ZM15 170H17L16 171V173H14V175L12 174L13 173V171H15ZM9 171H11L12 173V175H10V173H8ZM68 171L70 172V173H68ZM79 171H80V169H79ZM96 171V170H95ZM18 172V173H17ZM74 173V172H73ZM83 173V172H82ZM85 173V172H84ZM87 173H88V171H87ZM94 173V172H93ZM64 177V181H66L65 182V184H62L61 182L59 183V178L61 177ZM105 175V174H104ZM60 176V177H59ZM81 176V175H80ZM86 176V175H85ZM82 177V176H81ZM85 178V177H84ZM2 179H0V181H2ZM174 179V178H173ZM85 180V179H84ZM92 181H94V182H92ZM95 181H96V183H95ZM95 183V184H94ZM108 183V182H107ZM60 184V185H59ZM80 184V185H79ZM91 184L93 185V186H91ZM91 186V188L92 189H89V187ZM187 187V186H186ZM70 189V190H71ZM86 190H84L83 192H84V194L85 193H87V194H89ZM75 191V190H74ZM76 192V191H75ZM77 192H78V190H77ZM98 192H96V194L98 193ZM75 194V193H74ZM86 194V195H87ZM95 194V193H94ZM98 194V195H99ZM64 195V196H63ZM81 195V192L79 193V196ZM90 196H88V197H86L85 195V197L88 199V201L90 202V204H91V207H89V209L90 210H88V211H90V213L91 214H88V216H86L87 218H85V216L83 215L84 213H86V212H84L83 210V216H81V214L80 213H78V214H80L79 216H77V214H76V216H75V214H73L72 216H69V217H67V218H64L65 219V221H64V224H61L62 223V220H60V224L59 225H61V226H58V224H56L55 222H54V226H55V224H56V227L58 228V227H63V229H64V231H65V233L67 232H69V233H73L74 235V237L75 236H78V238L77 237H75V238H77V239H74V241L72 240L71 242L68 240L67 241V239H64V238H62V237H65V236H58L57 237V240H55L54 238V240H52V239H50V238H48V237H46L47 235H45L44 233V235L45 236H42V237H40V236H38L39 238H37V239H34L33 238V236L32 237H30V238H24V243H26L27 244V246L28 245H32L33 246V248H38L39 247V249H38V251L39 250H41L42 248L44 249V248H47V247H51L52 249L54 248L55 250H61V251H59V252H63L62 250H64V251H67L68 249H69V247H73L72 249H69V251L68 252H70V254H72V255H76V256H79V257H82L83 259H85L84 261L86 262L85 264H163V263H165L166 262V260H172L173 259V261H174V263L175 264H180L181 263V261H184V262H187V263H189V264H208V261H206L205 262V259L203 260V258L202 257H200V256H202V255H200V256H198V255H194V253L192 254L191 252H187L186 254H183V255H179L180 257V259H182L181 258V256L184 258L185 257V259H182V260H177V258H175L177 255H172V254H169V255H166L167 256V258L168 259H164L163 257H161V255H162V253L164 252V251H168V250H166V247H165V245L166 244H168L170 241H174V239H172V240H170L171 238H173V237H171V238H169V239H167L166 237H162V238H160L159 239V237H157V234H160V235H163L162 234V230L164 229V228H160V226L157 224V225H155L157 222L155 221L156 220V216H155V214H157L158 212H154L155 214L154 215H152L155 219L154 220H152L151 219V221L152 222H149L150 220H147L146 222H142V223H139V222H141V220H142V218L140 219V221L138 222L139 224H133L131 221H130V219L128 218V223L130 224V222L132 223L131 225H129L128 223L127 224H124L125 223V220L124 221H122V218H120V217H122L121 215H122V213L123 212H121L120 210V214L119 213H117V214H113V213H110L109 214V216H105V215H101L102 214V212L104 211H100L99 209L101 208H99V203H98V201H96L95 200V198L94 197H96V199H97V196H92V194H89ZM30 196V197H29ZM31 196L33 197V198H31ZM72 196H73V194H72ZM75 196H77V193L75 194ZM83 196V195H82ZM131 196V197H132ZM63 197V198H62ZM69 197H70V195H69ZM78 197V196H77ZM84 197V198H85ZM130 197V198H131ZM133 197V198H134ZM79 198V197H78ZM82 199H84L83 197H81ZM99 198V197H98ZM68 199V198H67ZM73 199V198H72ZM129 199V198H128ZM66 200V199H65ZM69 200H71V197H70V199ZM75 200V199H74ZM78 199H76V201H77ZM80 200V199H79ZM108 200V199H107ZM129 200H132V202H135V201H133V199H129ZM73 201V200H72ZM81 201V200H80ZM86 201V200H85ZM103 201V200H102ZM33 202H34V200H33ZM69 204H73V203H70V201H67ZM66 202V203H67ZM88 202V203H89ZM128 201L126 200V203H127ZM76 203H78V202H76ZM81 203H84L83 204V207H84V205H85V202H81ZM125 203V204H126ZM136 203V202H135ZM87 204V203H86ZM121 204V203H120ZM119 204V205H120ZM127 204H129V203H127ZM9 205H14V207H10ZM65 205V204H64ZM68 205V204H67ZM67 205H65V206H67ZM87 205H89V204H87ZM104 205V204H103ZM119 205H117V206H119ZM131 205V204H130ZM141 205V204H140ZM70 206H72V205H69L68 207H70ZM79 206H80V204H79ZM116 206V205H115ZM116 206V210H118V209H121V208H118ZM127 206V205H126ZM18 209H17V208ZM63 207V206H62ZM120 207V206H119ZM123 207V206H122ZM129 207V206H128ZM136 207V206H135ZM142 207V210H141V207H140V210L141 211H143L144 212V208ZM19 208H20V210H19ZM71 208V207H70ZM82 208V207H81ZM85 208V207H84ZM104 208H105V206H104ZM109 208H111L110 206H109ZM114 208V207H113ZM118 208V209H117ZM126 208V207H125ZM124 208V209H125ZM133 209H134V207H132ZM137 208V207H136ZM139 208V207H138ZM62 209V208H61ZM72 209V208H71ZM79 209V208H78ZM129 209V208H128ZM36 210H33V211H35L36 212ZM63 210V212H64V209H62ZM77 210V209H76ZM106 210V209H105ZM109 210V209H108ZM115 210V211H116ZM121 210H123V209H121ZM132 210V209H131ZM152 210V211H153ZM27 211V210H26ZM26 211L24 210V212H25V214H28V213H26ZM81 211V212H82ZM129 211V210H128ZM4 212V213H5ZM22 212V211H21ZM23 212V213H24ZM30 212H32V211H30ZM39 212V211H38ZM63 212L62 213H60L59 212V216L57 217L58 219H59V217H60V214H63ZM101 212V213H100ZM105 212V211H104ZM103 212V213H104ZM34 213V212H33ZM45 213H47V212H45ZM44 213V215H47V214H45ZM71 214H72V212H70ZM127 213V212H126ZM130 213V212H129ZM137 213V212H136ZM146 212H144V214H145ZM22 214V213H21ZM30 214V213H29ZM28 214V216H26V217H29L30 215ZM39 214V213H38ZM38 214H34V216L36 215H38ZM58 214V213H57ZM67 214V213H66ZM104 214H107L106 212L104 213ZM131 214V213H130ZM141 214V213H140ZM151 214H152V212H151ZM44 215H42V214H40L39 216H43L44 217ZM63 215H65V214H63ZM68 215H70V214H68ZM108 215V214H107ZM158 215V219H157V221L158 220H160V218L161 217H159V214H157ZM21 216V215H20ZM33 216V217H34ZM62 216V215H61ZM130 217H133V215H129ZM137 216H138V214H137ZM149 216V215H148ZM147 216V217H148ZM6 217V216H5ZM31 217V216H30ZM48 217V216H47ZM46 217V218H47ZM56 217V216H55ZM125 217H128V216H125ZM141 217V216H140ZM143 217V216H142ZM145 217V216H144ZM143 217V218H144ZM151 217V216H150ZM149 217V218H150ZM153 217H151V218H153ZM22 218H24L23 216H22ZM36 218H38V217H34V219L35 220H38V219H36ZM45 218V217H44ZM52 218V217H51ZM54 218V217H53ZM135 218H137V217H135ZM163 218H161V219H163ZM25 219V218H24ZM23 219V220H24ZM40 219H42V218H40ZM57 219V220H58ZM60 219H61V217H60ZM132 219V218H131ZM166 219H164V221L163 222H159L161 225H164L165 227L167 226V225H169V224H171L170 222H168ZM192 219H194V221H192ZM262 219V218H261ZM15 220V219H14ZM13 220V221H14ZM19 220V219H18ZM26 220V219H25ZM28 220L29 219H27L26 221L28 222ZM34 220V221H35ZM43 221H44V219H42ZM52 220H54V219H52ZM56 220V219H55ZM127 220V219H126ZM135 220V219H134ZM12 221V222H13ZM30 221V220H29ZM42 221V222H43ZM47 221V220H46ZM45 221V222H46ZM144 221H145V219H144ZM170 221V220H169ZM197 221V222H198ZM250 218H244V219H239V218H226L222 223V225L223 226H219V228L218 229H214V232H212V234H214V233H217L218 235H219V237L220 236H225V239H227L228 238V242H230V244L232 243V242H238V243H240V245H242V247L244 246V247H255V245L256 244H253L251 241H250V239L251 238H249V237H247L246 235H247V232H246V230L248 229V224L250 223ZM260 221V220H259ZM23 222H25V221H23ZM44 222V223H45ZM49 222H52V221H49ZM48 222V223H49ZM58 222V221H57ZM122 222H124V223H122ZM198 222V223H199ZM262 222V221H261ZM20 223V222H19ZM31 223V222H30ZM34 223V222H33ZM40 223V222H39ZM44 223H43V225H44ZM47 223V224H48ZM93 224L92 225V227L93 226H95V227H98V229H97V231H83L82 229H84V228H87L88 226H90V224ZM196 223V222H195ZM204 223V222H203ZM10 224V223H9ZM21 224H23V223H21ZM36 224V223H35ZM42 224V223H41ZM52 223H50V224H48V225H51ZM180 224H181V222H180ZM24 225V224H23ZM23 225H21V227L23 226ZM27 225V224H26ZM185 225V224H184ZM195 225V224H194ZM194 225H191V226H193V228H187V230L186 231H188V232H190V236L189 235H184V233H183V235L182 234H180V236H179V238L181 237V239L183 240V241H185V242H189V241H191V240H193L194 238H195V235L196 234H193L194 233V229H196V227L194 226ZM203 225V224H202ZM201 225V226H202ZM19 226H20V224H19ZM28 226V225H27ZM30 226H33V224L32 225H30ZM35 226H37V225H35ZM40 226V225H39ZM38 226V227H39ZM52 226H53V224H52ZM52 226H50V227H52ZM188 226V225H187ZM196 226H198V225H196ZM34 227V226H33ZM37 227V228H38ZM45 227V226H44ZM162 227V226H161ZM171 226L169 225L168 226V228H165V229H167V231L169 230V228H170ZM173 228H174V226H172ZM181 227V226H180ZM205 227V226H204ZM17 228V227H16ZM20 228V227H19ZM34 228H36V227H34ZM40 228V227H39ZM41 228H43L42 226H41ZM40 228V229H41ZM48 228H49V226H48ZM173 228L171 229V230H173ZM184 228V227H183ZM202 228H203V226H202ZM23 229H25V227H23ZM50 229V228H49ZM54 229V228H53ZM62 229V230H63ZM102 229V231H99V230H101ZM205 229V228H204ZM18 230H20V229H18ZM17 230V231H18ZM26 230V229H25ZM43 230H44V228H43ZM42 230V231H43ZM46 230V229H45ZM52 230V229H51ZM90 230H92V229H90ZM107 230H110V231H107ZM175 230H174V232H175ZM182 230H184V229H182ZM16 231V232H17ZM32 231H35L34 229L32 230ZM39 231V230H38ZM41 231V232H42ZM48 231V230H47ZM57 231V230H56ZM58 231H59V228H58ZM57 231V232H58ZM64 231H61V232H63L64 233ZM83 231V232H82ZM176 231V232H177ZM207 231V230H206ZM212 231V230H211ZM21 233L22 231H18L17 233ZM23 232H25V231H23ZM30 232H31V230H30ZM49 232V231H48ZM78 232H80V233H78ZM171 232H173V231H171ZM175 232V233H176ZM184 232V231H183ZM199 232V231H198ZM208 232V231H207ZM16 233V234H17ZM37 233H39V232H37ZM59 233V232H58ZM178 233V232H177ZM187 233V232H186ZM200 233H201V231H200ZM204 233V232H203ZM206 233V232H205ZM8 234V233H7ZM24 234V233H23ZM22 234V235H23ZM25 234L26 235H24V236H27L29 233H26L25 232ZM31 234V233H30ZM165 234V233H164ZM211 234V233H210ZM216 234V235H217ZM19 235V236H18ZM17 236L20 238V234H18ZM52 235H54V234H52ZM51 235V236H52ZM168 235V234H167ZM179 235V234H178ZM203 235H206V236H208L207 235V233L206 234H203ZM17 236H15V237H17ZM68 236V235H67ZM214 237H215V234L213 235ZM17 237V238H18ZM54 237V236H53ZM69 237V236H68ZM72 237V236H71ZM74 237H72V238H74ZM170 237V236H169ZM178 237V236H177ZM184 237V238H183ZM211 237V236H210ZM13 238V237H12ZM18 238V239H19ZM56 238V237H55ZM65 238H67V237H65ZM70 238V237H69ZM187 238H188V240H187ZM218 237L216 236V238H214V239H217ZM210 239V238H209ZM253 239H254V237H253ZM252 239V241H254ZM205 240V239H204ZM212 240V239H211ZM222 240V239H221ZM22 241V242H23ZM179 241H181V240H179ZM21 242V241H20ZM192 242V241H191ZM178 243V242H177ZM256 243V242H255ZM189 244V243H188ZM187 244V245H188ZM211 244V243H210ZM237 244V243H236ZM52 245H53V247H52ZM169 245V244H168ZM172 245H173V243H172ZM172 245H170V246H172ZM175 245H176V243H175ZM184 245V244H183ZM182 245V246H183ZM186 245V244H185ZM201 245V244H200ZM213 245V244H212ZM240 245H238V246H240ZM260 245V244H259ZM258 245V246H259ZM24 246H25V244H24ZM194 246V245H193ZM234 246V245H233ZM237 246V245H236ZM237 246V247H238ZM28 247H30V246H28ZM190 247V246H189ZM188 247V248H189ZM201 247V246H200ZM230 247H232V246H230ZM260 247H261V245H260ZM260 247H258V248H260ZM25 248V247H24ZM41 248V249H40ZM50 248V250H52ZM171 248V247H170ZM177 248V247H176ZM192 248V247H191ZM195 248V247H194ZM218 248V247H217ZM48 250H49V248H47ZM47 249H44L45 251L47 250ZM181 249V248H180ZM193 249V248H192ZM203 249V248H202ZM237 249H239V248H237ZM254 249V248H253ZM263 249V248H262ZM30 250V249H29ZM187 250V249H186ZM189 251H192L190 248L188 249ZM195 250H196V248H195ZM233 250V249H232ZM246 250V249H245ZM250 250V249H249ZM170 251V250H169ZM235 251H236V249H235ZM238 251V250H237ZM48 252V251H47ZM50 252V251H49ZM176 252V251H175ZM181 252H183V251H181ZM42 253V252H41ZM199 252H197V254H198ZM69 254V255H70ZM168 254V253H167ZM219 254V253H218ZM245 254H246V252H245ZM253 254V253H252ZM257 254V253H256ZM259 254L263 257L262 259H264V250H260L259 249ZM242 255V254H241ZM71 256V255H70ZM206 256H208V255H206ZM210 256V255H209ZM214 256V255H213ZM195 257H198V258H200L201 260L200 261H198V260H196L195 259ZM204 257V256H203ZM216 257V256H215ZM252 257V256H251ZM254 257V256H253ZM214 258V257H213ZM81 259V258H80ZM225 259L227 260V258H222V260L223 261H225ZM242 259V258H241ZM247 259V258H246ZM246 259H244L243 261L241 260V262H238V261H235V260H233V259H231V258H229L228 259V264H260V263H257V262H252V261H248V260H246ZM249 259V258H248ZM257 259V258H256ZM76 260H79V259H76ZM82 260V259H81ZM212 260V259H211ZM219 260H221V258H219ZM221 260V261H222ZM240 260V259H239ZM261 261V260H260ZM74 262V261H73ZM209 262H211V261H209ZM263 263H264V261H262ZM215 263V262H214ZM223 264V263H222Z\"/></svg>","mask_w":264,"mask_h":264},{"label":"built area","instance_id":"3","mask_svg":"<svg viewBox=\"0 0 264 264\" xmlns=\"http://www.w3.org/2000/svg\"><path fill=\"white\" fill-rule=\"evenodd\" d=\"M64 58L67 64H74L76 61V53L73 50H67L64 52Z\"/></svg>","mask_w":264,"mask_h":264},{"label":"snow or ice","instance_id":"4","mask_svg":"<svg viewBox=\"0 0 264 264\" xmlns=\"http://www.w3.org/2000/svg\"><path fill=\"white\" fill-rule=\"evenodd\" d=\"M0 203H7V200L3 197H0ZM10 207H14V205H9ZM146 219H149L147 216H145ZM149 222H152L151 220Z\"/></svg>","mask_w":264,"mask_h":264}]
</instances>
